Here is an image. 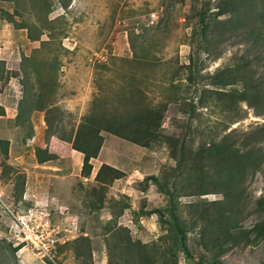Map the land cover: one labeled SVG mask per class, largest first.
<instances>
[{
    "label": "rangeland",
    "instance_id": "374dc122",
    "mask_svg": "<svg viewBox=\"0 0 264 264\" xmlns=\"http://www.w3.org/2000/svg\"><path fill=\"white\" fill-rule=\"evenodd\" d=\"M223 1L242 0H0V264H209L219 220L234 226L223 264H264V241L237 235L264 217V143L241 172L190 166L201 145L247 143L264 123L244 105L247 118L223 128L217 96L202 102L213 74L249 62L227 90L264 91V0L219 16ZM32 94L44 110L29 111ZM145 106L162 110L153 146L104 129ZM88 117L102 145L85 177L72 144ZM104 164L123 176L96 180Z\"/></svg>",
    "mask_w": 264,
    "mask_h": 264
},
{
    "label": "trees",
    "instance_id": "16d2710c",
    "mask_svg": "<svg viewBox=\"0 0 264 264\" xmlns=\"http://www.w3.org/2000/svg\"><path fill=\"white\" fill-rule=\"evenodd\" d=\"M255 0H251L252 4ZM248 0H242L237 3L234 7L229 8L226 1H223L222 4L218 7V15H235L237 12L244 10L247 7ZM249 3V4H250ZM65 7L67 4L64 5ZM10 22L15 23L14 18L10 17ZM24 27V26H19ZM29 28V27H24ZM30 31V29H28ZM31 40H39L40 36L33 35L30 32ZM257 42V40H255ZM250 62L243 65L240 69L233 68H224L217 71L211 76V86L213 89L206 88L205 97L202 99L204 105H207V94L217 96L215 107H219L226 115V120L228 122L222 121L220 125H223V128H226L230 124H235L241 120L247 118V111L244 110V105L247 106V109L256 110L257 116H264V91H261L259 87L255 86L252 81L243 80L244 88L243 90L233 89L227 90V88L237 82L238 77L243 75L248 69H250ZM244 68V69H243ZM6 74L5 63L0 60V80ZM9 74V73H8ZM14 73L7 75L6 81H9ZM207 95V96H206ZM31 95H29L30 97ZM29 111H42L44 106L40 100V97L35 98L32 96L29 99ZM1 109V108H0ZM195 110V107L192 109ZM2 111V109L0 110ZM161 119H162V110L149 108L148 106L139 108L136 113L128 115L125 118H110L106 120V129L107 132L114 134L126 141L141 145L144 147L153 146L155 142L158 143L160 138V128H161ZM228 128V127H227ZM254 132L251 134H246V139L248 137V142H239L237 140H231L227 144H223L221 147L215 149L216 143L212 141L209 144L208 149H206L207 144L201 145L198 151L195 153L190 163L191 167H195L198 170H204L206 168H217L216 174L221 175L223 172H232V171H243L251 163L253 152L256 150L255 146L258 144L264 143V123L254 127ZM98 131L95 130V126L91 117L86 118V121L82 123L77 131L75 136L74 143L72 147L75 151H78L84 155V163L82 168V173L85 177H89L93 170L92 159L97 158L99 151L101 149V139L98 136ZM251 134V135H250ZM228 139V137L226 138ZM237 141V142H236ZM9 142H3L0 140V144L8 145ZM252 145L250 149L248 147ZM7 149L5 153H7ZM41 162L44 159H40ZM105 168L111 170L113 175L111 176L112 180L118 179L123 174L116 168L104 164L99 172L97 173L96 180L100 179L101 174ZM206 171V170H205ZM208 171V170H207ZM150 179L155 181L158 184L156 177L151 176ZM160 184V183H159ZM162 194H164L162 192ZM167 198L168 194H164ZM173 201H169L168 205L172 206ZM261 208L264 214V204L261 205ZM236 226V225H235ZM172 229L174 231V238L177 242L176 247L180 248V244L184 240L185 228L181 220L174 217L172 221ZM234 226L226 227V224L222 220H219L217 226V235L214 239L210 238V244L205 245V257L208 260L209 264H223L220 260V256L223 253V247L226 239L229 238L231 230ZM207 232H212L208 231ZM254 235V238L251 239V235ZM238 236L243 235L245 240L252 244H257L260 241H264V217L260 220L253 228L245 232L237 233Z\"/></svg>",
    "mask_w": 264,
    "mask_h": 264
},
{
    "label": "crops",
    "instance_id": "0c3cea01",
    "mask_svg": "<svg viewBox=\"0 0 264 264\" xmlns=\"http://www.w3.org/2000/svg\"><path fill=\"white\" fill-rule=\"evenodd\" d=\"M0 108L2 109V113L0 114V119H9L10 117L7 115L9 113V108L6 104H3L0 101ZM6 114V116H5Z\"/></svg>",
    "mask_w": 264,
    "mask_h": 264
},
{
    "label": "bare ground",
    "instance_id": "6f19581e",
    "mask_svg": "<svg viewBox=\"0 0 264 264\" xmlns=\"http://www.w3.org/2000/svg\"><path fill=\"white\" fill-rule=\"evenodd\" d=\"M76 152V151H75Z\"/></svg>",
    "mask_w": 264,
    "mask_h": 264
}]
</instances>
